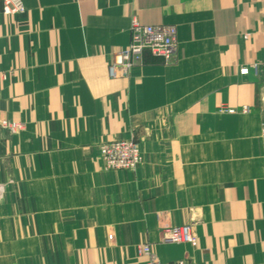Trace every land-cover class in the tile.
<instances>
[{"label": "crops", "instance_id": "obj_1", "mask_svg": "<svg viewBox=\"0 0 264 264\" xmlns=\"http://www.w3.org/2000/svg\"><path fill=\"white\" fill-rule=\"evenodd\" d=\"M23 3L5 14L0 1V116L23 124L0 131V181L6 215L46 210L42 225H0L4 246H43L39 264H145L143 242L162 263L264 264V0ZM135 16L175 25L176 53L146 50L115 76ZM131 137L137 172L105 171L99 145ZM184 223L196 247L160 241Z\"/></svg>", "mask_w": 264, "mask_h": 264}, {"label": "built area", "instance_id": "obj_2", "mask_svg": "<svg viewBox=\"0 0 264 264\" xmlns=\"http://www.w3.org/2000/svg\"><path fill=\"white\" fill-rule=\"evenodd\" d=\"M2 11L5 14L22 13L25 11L23 0H0ZM131 39L127 47L117 52L110 69L115 76H125L130 69L141 61L146 50H150L154 55L162 56L165 59H172L177 48V27L170 24L150 25L142 23L136 16L131 20ZM264 67V59L253 64L256 73ZM249 67L240 69V74L248 75ZM4 128L16 130L20 124L1 121ZM261 136L264 144V122L261 128ZM101 155L107 167H138L141 163L142 155L140 145L133 139L112 141L102 144ZM166 242H188L196 244V237L190 225L170 228L164 235ZM144 252L150 255L148 264H160L148 247ZM171 264H196L187 260H180Z\"/></svg>", "mask_w": 264, "mask_h": 264}, {"label": "rangeland", "instance_id": "obj_3", "mask_svg": "<svg viewBox=\"0 0 264 264\" xmlns=\"http://www.w3.org/2000/svg\"><path fill=\"white\" fill-rule=\"evenodd\" d=\"M230 112H232V111L230 110ZM3 120H8L11 123L16 122V121H13V120H10L8 118L0 116V131H4L8 135H11V134H14V133L18 132L23 127L22 123L16 122V123L20 124V128L12 131V130H10L8 128H4L1 125V121H3ZM261 138H262V136H261ZM130 139L135 140L140 145V148H141L140 142L135 137L126 138V139L110 140V141L102 142L99 145V147H98L99 160L101 161V163L103 165V169L105 171H134V172H137V170L140 168V166L144 162V154H143L142 148H141V155H142L141 163L138 165V167H133V168L107 167L105 165V162H104L103 157L101 155L100 147H101L102 144H105V143H108V142H112V141L130 140ZM10 176H11V173L9 172V177ZM9 186H10L9 183L0 181V204H3V205L5 204V206H4L5 208H3L4 213H3V215L0 214V225L6 226V225H9V224H12V223H20V224H22L23 220L26 223H30V224H36L37 223L38 225H42L44 223V213H45V210H46L43 207V203L44 202L42 200H40V201H32L33 206H31V207H23L22 205H20L21 210L24 209L25 213L33 212L27 217L26 216H17V213H15L16 216L6 215L5 214V211L11 210V208L9 206L7 208L6 205L10 204V206H11L12 203H13L12 198H11V196L8 193V192H10V191H8V187ZM35 202L37 203V205H41V206L40 207L39 206H34ZM17 219H18V221H17ZM184 225H190L191 226L192 232H193L194 236L196 237V244H191V243H188V242H166L164 240V235L170 228L181 227V226H184ZM4 234L5 233H3L2 231L0 232V260L6 261L5 263H2V264H28L26 259H29V261H33L32 259L35 257L36 261H37L38 257H42V255L45 254V250L46 249L43 246L35 247V248L26 247L27 245H25V246L21 245L20 247H14V248L8 247V246H4V244H3L4 241L8 242V241H10L13 238L11 235H5L4 236ZM22 235L24 237L23 240H28V238H26V237H29V235H31V232H26L25 231V232H22ZM35 235L38 236V237H41V236H44L45 234H44V232L43 233L36 232ZM114 237H115L114 232L108 234V239L109 240H114ZM160 241L162 243H164V244H172V245L188 243V244H190V245H192L194 247H196L198 245V242H199L198 241V235L196 233L195 224L194 223L171 224V225L163 226V228L161 230ZM145 247H148L150 249L151 253H153L154 256H155V254H154V251H153V248H152V244L150 242H143V243H140L138 245V251L140 252V254L146 255L148 257L147 260H146V263H145V264H148V261L150 259V255L144 252V248ZM156 259H157V257H156ZM157 260L160 262V264H171V263H176V262H178L180 260H187V261H191V262H194L196 264H199L194 258L189 257V256H186L184 258H181V259H178V260H175V261H172V262H168V263H162L159 259H157ZM33 262H34V264H39L38 262L37 263L35 261H33Z\"/></svg>", "mask_w": 264, "mask_h": 264}]
</instances>
